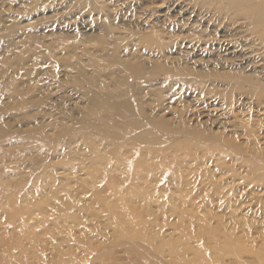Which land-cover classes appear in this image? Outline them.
Listing matches in <instances>:
<instances>
[{
  "label": "rangeland",
  "instance_id": "obj_1",
  "mask_svg": "<svg viewBox=\"0 0 264 264\" xmlns=\"http://www.w3.org/2000/svg\"><path fill=\"white\" fill-rule=\"evenodd\" d=\"M261 2L0 0V264H264V105L154 69L163 43L167 67L226 58L262 77L243 27ZM137 52L161 96L115 63Z\"/></svg>",
  "mask_w": 264,
  "mask_h": 264
},
{
  "label": "bare ground",
  "instance_id": "obj_2",
  "mask_svg": "<svg viewBox=\"0 0 264 264\" xmlns=\"http://www.w3.org/2000/svg\"><path fill=\"white\" fill-rule=\"evenodd\" d=\"M256 2H253V6L255 7ZM261 7L258 10L250 9L247 11L246 13V21H247V26H243L246 30L247 35L252 36L253 37V43L254 44H258V45H262L264 46V2L260 3ZM238 11V9L236 10ZM236 11L232 12L235 13ZM205 37H210L209 36H205ZM158 41L157 39L154 38V42ZM148 44H152L153 41L147 40ZM157 49H154V51H157L159 53H156L154 56L155 58H157V64L155 61V65H154V69H158V71H163L166 72V74H172L175 73L178 76L181 77L182 81L185 83V85L188 87V89H193L196 94L198 95V97H200L201 99H205V98H216L214 97V95H217V93H214V91H212L211 89L207 88V83L202 84L200 86L197 87V82L200 80H205L207 78H209L210 76H216L217 78H219L220 80H223L225 84H227V89H229L230 91H234L237 90L239 92V96L240 95H244V96H250L251 98H254L257 101L258 106L264 105V101L261 100L262 97H264V71L262 74V77L259 76H255V77H250V75H248L244 69H241L240 65H231L226 58H222L221 60H218L216 62H214L213 65H211L212 63H206L205 66L203 67V69L201 70H197L195 71L192 68V64L191 67L188 65L187 61H184V63H181V60L177 61V63L173 62L171 64V66H165L162 61H166V55L165 52L163 51V49L166 47L165 44L162 43V45H156ZM264 50V47H263ZM141 51V50H139ZM142 52V51H141ZM148 54V53H147ZM150 54V53H149ZM138 57H143V53H141L139 55V53H134L132 54V57L130 58L129 61H121L120 59H117V62L119 65H121V67L123 69H127V75L129 76H133V79H137V78H142L145 77L146 78V84L148 85V89L143 90L142 94H146V93H154L155 96H161L162 92L158 91V89H156L154 87V83L152 81V78L154 75V70H149L147 72L144 71V69L139 65L140 63L136 62ZM133 60V62H132ZM138 69H141L143 72H139ZM227 69V72H224V70ZM249 69V68H248ZM125 74V71H124ZM165 81L170 79V76H166L164 75ZM195 78V80H194ZM120 83V81H119ZM202 83V82H201ZM145 84V83H143ZM136 83H123L121 82V89L118 90V94H120V96L122 98H135L137 101V106L139 109H142L143 104L146 102L145 99H142L140 96V88L141 85L136 86ZM245 85L247 87V91H241L239 90V86H243ZM167 89L165 90L167 93L170 92L171 87L169 85L166 86ZM255 89L257 91H259V94H254L253 92L251 93V91ZM251 90V91H250ZM107 91L112 92L111 90L107 89ZM114 94V93H113ZM233 94V93H231ZM139 95V96H138ZM164 95V94H163ZM219 95V94H218ZM235 94H233L234 96ZM222 96V95H220ZM227 94H224V97H226ZM116 97V96H115ZM229 97V96H228ZM241 98V97H240ZM226 104L228 106H230V100L229 98L226 99ZM159 104L155 105V108H158ZM130 108H129V112H130ZM233 111V110H232ZM230 114L233 117V120L230 122L229 124V128L234 129L236 127L239 126V124L241 123H237V116H235V114L233 112H230ZM253 117V116H252ZM149 125L151 127L155 126L156 129L159 130H164V125L163 128L159 125L158 122H154V120H148ZM166 128V126H165ZM183 132H185V137L189 136V140L191 139L194 143H198L200 145L202 144H210L208 143L209 140L205 135H203L202 133H198V132H191L189 130H182ZM184 134V133H183ZM214 144L217 143H221V145L223 147H225L228 150H232L233 142H230V140L225 139H219L215 142H213ZM234 151V150H233ZM251 156V155H250ZM253 160H255L253 157H249L248 161L252 162ZM260 161V160H259ZM262 161V160H261ZM263 162V161H262ZM264 163V162H263ZM174 249L173 245H170V250L172 252V250ZM174 254L171 253L170 256H173Z\"/></svg>",
  "mask_w": 264,
  "mask_h": 264
}]
</instances>
